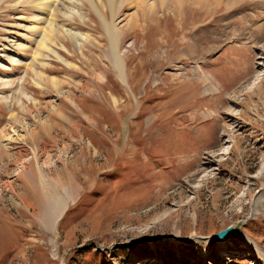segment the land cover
Returning a JSON list of instances; mask_svg holds the SVG:
<instances>
[{"label": "rangeland", "instance_id": "rangeland-1", "mask_svg": "<svg viewBox=\"0 0 264 264\" xmlns=\"http://www.w3.org/2000/svg\"><path fill=\"white\" fill-rule=\"evenodd\" d=\"M77 6L84 40L53 43L30 0L0 7V264H264V0L125 3L124 79Z\"/></svg>", "mask_w": 264, "mask_h": 264}, {"label": "bare ground", "instance_id": "bare-ground-1", "mask_svg": "<svg viewBox=\"0 0 264 264\" xmlns=\"http://www.w3.org/2000/svg\"><path fill=\"white\" fill-rule=\"evenodd\" d=\"M79 1L80 0H30L32 8L34 9V27L32 28L33 29L32 31L40 32L41 35L38 34V36L40 35L41 38H45V40H47V41L50 40V36L52 34H54L55 31H59L60 32L59 35L60 34L61 35L68 34L76 42H79L78 41L79 37L82 38L84 36V34L79 33V31L73 29L74 27L73 28L66 27L61 22L59 23L57 21L58 15H61V14L57 13V12H59V8L61 10L60 12H63L62 10H64V11L66 10L67 11L66 15H68L69 17H72L75 14H79L81 16V18L84 17L83 12L77 6ZM87 1H89L91 4H93L94 8L97 9V11L99 12V15L102 18V21H103L105 28H106V32L109 35L110 50L112 52V58H113L112 61H114L113 63L115 65L116 69L120 73L122 79H124L125 75L127 74L126 70H127V66H128V61L127 60L125 61L124 58L120 55V45H121L122 39H121V35L118 32L119 30L117 29V27L115 25V19L117 18L118 12L121 10L123 5H125V3H130V4H134V5L136 4L137 8L139 7V11L141 12V15L143 16V18H146L147 17V11L143 9V6L146 4V2H148V0H106V1H108V7H109V10H110L111 15H112L111 20H109L105 16V12L103 13L100 10V9H102L105 11L106 6H107L105 0L100 1V5H101L100 9H99V3L97 0H87ZM162 1H164V0H162ZM3 2H4V0H0V7H1ZM156 2H157V0H156ZM163 3L164 2H162V4L160 5L161 7H162ZM151 10H153L152 7H151ZM63 13H65V12H63ZM153 13L154 12H152L151 14H153ZM71 19H73V18H71ZM83 40H84V37H83ZM50 42H52V41H49V43ZM37 44H40V41H38ZM78 45H79V43H78ZM61 59H63V58H61ZM13 60H15V59H13ZM37 83H38V81H37ZM9 128L11 130L10 135L12 138L19 135L18 131L12 125H10ZM18 137H20V136H18ZM8 138H9V136H8ZM8 138H6V139L8 140ZM59 186H61L60 183H59ZM61 190H62L61 191L62 194H58L57 199L54 201V203H52V204L50 203L51 205H49V209L45 212V214L43 215V218H41L42 223L44 224L45 228L51 232H57L58 223L63 218L65 212L67 211V209L69 207V200H72L71 191L69 190L68 187L62 186ZM254 207L256 209L257 208L260 209L259 208V201H257L255 203ZM197 238H198L197 236H194L193 239L195 240ZM202 240L207 241L209 243V240H207V239H199L196 241H202ZM249 242L251 245L257 247V245L254 242H252L250 240H249Z\"/></svg>", "mask_w": 264, "mask_h": 264}, {"label": "water", "instance_id": "water-1", "mask_svg": "<svg viewBox=\"0 0 264 264\" xmlns=\"http://www.w3.org/2000/svg\"><path fill=\"white\" fill-rule=\"evenodd\" d=\"M234 229L235 227L229 226L228 228L219 233L211 234L209 239L211 242H224L226 239L231 237V234L233 233Z\"/></svg>", "mask_w": 264, "mask_h": 264}]
</instances>
